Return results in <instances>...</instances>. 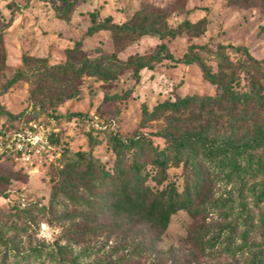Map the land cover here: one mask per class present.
I'll list each match as a JSON object with an SVG mask.
<instances>
[{"label":"trees","instance_id":"16d2710c","mask_svg":"<svg viewBox=\"0 0 264 264\" xmlns=\"http://www.w3.org/2000/svg\"><path fill=\"white\" fill-rule=\"evenodd\" d=\"M77 1L67 4L61 20H70ZM225 1L264 14V0ZM173 13L184 17L177 26L170 24ZM192 13L179 0L164 8L142 5L120 24L111 16L102 21L93 17L87 35L108 34L111 53L102 48L90 53L81 40L66 50L62 62L52 63L50 54L22 55L0 96L26 82L31 110L12 114L0 103V118L10 121V128L26 118L42 122L47 115L60 117V108L80 97L86 79L112 86L128 76L136 86L143 71L166 61L196 66L214 93L174 94L151 109L143 104L141 121L127 138L121 134L119 104L128 101L134 87L124 94L105 92L103 103L116 109L101 124L85 113L65 116L90 125L89 149H67L52 165L46 204L26 201L0 209V264H264V58L222 43L215 50L192 44L176 58L164 41L206 33L207 19L192 22ZM16 18L12 11L5 22L0 14L3 77L6 35ZM259 33L264 34V23ZM146 37L161 43L150 53L121 58ZM152 124L161 126L146 132ZM57 133H51V141L58 140ZM94 133L103 136L114 156L111 165L95 155L101 140ZM171 169L181 170V187L171 180ZM10 181L0 174V184ZM5 195L0 190V197ZM180 212L191 220L185 245L163 249ZM41 224L59 230L51 249L35 242Z\"/></svg>","mask_w":264,"mask_h":264},{"label":"rangeland","instance_id":"374dc122","mask_svg":"<svg viewBox=\"0 0 264 264\" xmlns=\"http://www.w3.org/2000/svg\"><path fill=\"white\" fill-rule=\"evenodd\" d=\"M72 0H0V14L4 21H8L11 12L16 13V21L9 29L5 40L7 67L0 75V90L7 77H11L16 68L21 66V57L24 54L35 56H52V63L62 62L65 52L76 42H83L84 48L93 53L96 48H102L111 53L113 48L111 38L106 33L88 36L87 31L93 25L92 18L102 21L111 16L116 23L129 20L142 5L150 7H168L179 0H78L76 10L69 21L59 18ZM192 14V22L206 18L207 30L201 37L187 34L175 39L166 40L170 52L180 58L192 44H209L216 49L218 44L244 47L258 60L264 58V34H260V27L264 23L263 12L256 7L242 8L228 5L225 0H182ZM184 17L180 13H173L170 24L177 26ZM161 42L155 38L146 37L131 45L122 55V59L139 53L152 52ZM134 87L133 95L126 103L119 104L122 111L119 116L121 134L127 138L133 134L141 121L142 105L149 109L166 99L173 98L174 94L211 95L213 87L204 81L201 72L196 66L175 65L164 62L154 71L145 70L142 73L140 84L128 77H123L118 83L106 86L94 79H86L82 83L80 97L72 100L60 108V117L47 115L40 121H28L27 118L19 123L11 122L5 117L0 118V137L13 130H23L30 124H38L47 128L49 132H58V140L51 141L54 151L48 155L34 158L32 164L18 159L15 154L7 153L0 157V174L10 177L9 184H0V190H5V197H0V209L8 210L14 204L26 201H39L46 204L51 193L52 165L63 159L65 150L83 152L89 149L87 133L91 127L87 123L66 121L70 113H85L92 117L95 124H101L114 116L116 106L104 104V94H124ZM30 85L20 82L10 91L0 96V103L12 114L26 113L31 110L29 102ZM55 116V115H54ZM161 124H152L146 132L155 131ZM56 130V131H55ZM100 138L101 144L95 148V155L107 165H111L114 156L105 144L102 135L94 133ZM52 140V139H51ZM160 143L159 139H155ZM171 180L181 187V170H170ZM154 186L153 182H150ZM8 198H7V197ZM191 220L185 212L173 217L170 227L161 243L163 249L185 245V238ZM59 230L41 224L35 242L45 243L51 249Z\"/></svg>","mask_w":264,"mask_h":264},{"label":"built area","instance_id":"2783aa9c","mask_svg":"<svg viewBox=\"0 0 264 264\" xmlns=\"http://www.w3.org/2000/svg\"><path fill=\"white\" fill-rule=\"evenodd\" d=\"M51 132L42 125L30 124L26 129L6 132L0 137V157L15 154L18 159L32 164L34 158L54 151Z\"/></svg>","mask_w":264,"mask_h":264}]
</instances>
